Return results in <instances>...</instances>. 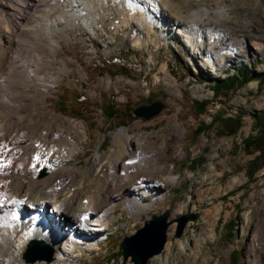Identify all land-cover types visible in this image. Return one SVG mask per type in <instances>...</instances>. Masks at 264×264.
<instances>
[{
  "label": "rangeland",
  "instance_id": "obj_1",
  "mask_svg": "<svg viewBox=\"0 0 264 264\" xmlns=\"http://www.w3.org/2000/svg\"><path fill=\"white\" fill-rule=\"evenodd\" d=\"M26 2L0 0V104L4 100L11 102L0 111V131L3 133L0 143L8 150L5 151L9 156L8 166L17 162L32 163L33 153L27 147L34 138L40 141L32 147L34 152L51 155L52 160L64 156L60 150L51 148L59 138L58 132H68L79 138L81 144L77 156L65 168L54 163L52 170L39 167L34 169L32 176L18 177V180L11 174L9 184L3 189L7 196L12 191L17 201L23 198L25 211L69 192L81 200L91 198L97 194V189L102 196L101 204L112 206L105 220L108 230L99 234L98 245H94L92 238L80 241L70 254L62 255L63 264H133L131 258L125 260L122 255L118 256L120 242L135 234L152 216L165 212L170 216L179 205L185 207L176 218L171 242L179 239L182 246L173 243L169 250L160 253L168 264L193 262L192 255H189L193 247L191 235L199 233L201 217L214 210L211 220L214 233L210 234L214 237L211 242L202 244L197 261L206 264H264V237L259 241L258 234L259 225L264 230V166L251 180L248 179L247 165L257 153L245 152L242 143L247 136L255 134L254 114L264 113V87L258 88L257 82L252 81L228 97L217 99L213 98L210 89L215 78H224L232 68L245 67L255 77L262 74L264 51L249 46L246 56L210 69L205 50L202 49L200 54L192 52L176 33V27L161 18L153 20L155 31L145 33L112 9L103 31L95 36L77 19L69 23L60 18L62 12L56 0L38 3L28 11L27 17L21 19V24H17V13ZM164 3L170 14L181 21H188L195 10L208 8L210 17L207 22L214 29L231 32L248 27L251 38L264 40V0H167ZM52 17L66 22L53 33L58 48L40 41L39 25ZM112 23L120 25L116 31L108 27ZM20 27L32 28L36 33H21ZM137 39L145 44L136 46ZM161 65L166 66L165 75L175 83L174 87L167 88L161 80L165 76L159 71ZM212 65L216 66L215 63ZM103 66L107 71L100 70ZM154 79L156 83H153ZM62 96L66 97L68 109L75 106L81 111L83 107L77 104L83 102L88 109L83 110V120L58 110L56 103ZM105 96H111L122 110L129 106L131 115L136 104H148V101L160 97L164 98L165 109L149 120L121 115L119 119L108 121L100 111ZM41 98L45 99V104L38 103ZM202 100L210 103L204 114L196 116L193 102ZM239 112L243 113L242 125L236 136H218L216 130L220 126L216 123L201 133L197 142L191 143L190 134L199 124L207 125L220 114L227 118ZM80 126L83 129H79ZM132 138L140 140L137 147L155 153L160 152L162 146L167 158L159 162L163 166H172L177 179L174 185L163 191L164 200L141 216L133 214L125 200L110 192L112 182L119 183L123 177L120 165L125 163L128 150L134 147L128 144ZM104 143L106 147H103ZM15 149L22 153L16 155ZM11 151L15 156H11ZM192 159H198L195 169L189 168ZM99 162L105 164V169L96 173ZM112 165L115 171L110 176L106 168ZM42 171L45 175L40 177ZM161 171H165L164 168L155 169L153 173L158 175ZM145 175L144 171H135L132 179ZM61 178L66 180L61 181L56 191V183ZM201 180L204 183L199 186L197 183ZM231 182L234 186L227 191ZM200 192L203 193L202 202L196 211L191 212ZM154 196V192L149 191L142 199L149 203ZM6 198L3 204H7ZM49 208L52 204L44 205L45 214H51ZM191 214L196 215V219L189 221L181 237L176 238L177 219ZM230 223L232 237L227 235ZM60 227H63L62 223ZM31 239V236L23 239L24 246L15 255L17 260L4 257V263L26 264L22 254ZM250 243H253L255 252ZM11 248L14 250L13 246ZM233 251L239 253L235 263L230 259ZM157 263L154 258L147 262Z\"/></svg>",
  "mask_w": 264,
  "mask_h": 264
},
{
  "label": "bare ground",
  "instance_id": "obj_2",
  "mask_svg": "<svg viewBox=\"0 0 264 264\" xmlns=\"http://www.w3.org/2000/svg\"><path fill=\"white\" fill-rule=\"evenodd\" d=\"M43 1L44 0H27L25 5L20 7V12L17 13V24H21V19H24L28 16V11L32 7H36L38 3ZM164 1L167 0H56V5L62 12V16L60 18L66 19L69 23L77 19L81 26L87 28L95 36L103 31L105 20L109 17L112 9L120 12V16L122 18L125 16L128 23H134L139 28L145 30V33H151L155 31L153 20L161 18L165 23L176 27V33L182 37L183 42L192 52L200 53L202 49L205 50L207 67L210 69L222 67L234 58L246 56L248 54L249 46H252L256 51H264V40H255L251 38L250 32L247 29L248 27L246 29L237 28L235 31L231 32L214 29L213 26H210V24L207 22L208 18L210 17L208 8L195 10L192 12L188 21H181L177 17L170 14V9H168L167 4L164 3ZM245 5L249 4L245 3ZM220 10L223 9L220 8ZM60 18L56 19L55 17H52L51 19L43 20L39 25L41 33L40 41L42 43L48 44L52 48L59 47L57 41H55L53 33L58 30L59 26L65 25L66 23ZM119 26L120 25L118 24L112 23L108 27L113 28L116 31ZM20 32L36 33L34 29H28L25 27H20ZM142 44H145V42H141L140 39H137L135 42V45L138 47H140ZM153 44L157 46V43L153 42ZM213 63L216 64L215 67H213ZM67 67L68 66L65 63L64 70H66ZM165 67L166 66L164 65L159 67V71L164 75L166 72ZM161 80L167 88H172L175 86V83L170 80L168 75L163 76ZM156 82L157 80L154 79L153 83ZM108 83L109 81L107 80L106 84ZM5 98L7 99L6 96L4 99ZM10 103L11 102L9 100H4V102L0 104V111H3V107L9 106ZM38 103L40 105L45 104V99H39ZM79 129H83V127L80 126ZM58 133L59 138L58 140L56 139L57 141L54 145L51 144V148L54 147L55 149L60 150V153L64 155L62 157L63 159L52 160L50 158L51 155L43 156L41 155L42 153L37 154L36 151L34 152L32 147L37 143L40 144V141L34 138V142L31 144V146L27 147L28 151L33 153V161L30 165L17 162L13 166H8L9 156L5 154V151L8 150L3 145V143H0L1 264H5L4 257H8L10 260H17L15 255L20 251L21 248H23L25 243L23 242V239L27 238L28 236H31L33 239L42 240L45 243H48L54 250L52 257L54 259V261L52 260L53 262L35 261L32 264H63L64 260L62 255L70 254L75 248V245L80 243V241H84L86 238H92L94 240V245H98L97 238L99 237V234L108 230V225L105 220L107 214L112 210V206L107 207L101 204L102 196L98 189L97 194L91 198H85L81 200L69 192L61 198H56L51 202L45 201L42 203V205L35 208H30L27 211H25L23 208L24 203H26L23 198L17 201L14 199L12 191L11 194L7 196L5 189H3V187L9 184L11 174L14 176L16 175L15 177H17V180L18 177L27 178L28 175L29 177L33 175L34 169L36 168L43 167L45 170H52L54 163L62 168L67 165L71 159L77 156L79 152V146L81 144L80 139L73 135L70 136L68 132ZM2 135L3 133L0 131V139L3 138ZM139 141L140 140L136 139L133 140L132 138L128 142L129 147L133 145L134 147L128 150V156L126 157L125 163L120 165L123 177H121L119 183L117 181L112 182L110 192L113 196L119 195V199L125 200L126 206L133 214L141 216L143 213H148L153 205H157L159 202L164 200L163 191L168 190L172 185H174L177 179L172 173V166H163L159 162L161 159L167 158L163 147L160 146V152L155 153L154 151H149L143 147H137ZM14 153V151H11V156H15ZM20 153H22L20 150H16V155H19ZM65 153L67 154L66 156ZM42 156L44 158L43 162L40 161ZM104 165L105 164L99 162L96 173H100L102 170H104ZM163 168L165 171H161L160 174L156 175L153 173L155 169ZM106 171L110 176H113L115 168L112 165L110 168H106ZM135 171H144L146 175L132 179V175ZM158 177L161 179H158ZM64 180L66 179L61 178L56 183V191L59 190L60 183ZM27 183L28 182H26V184ZM203 183L204 180H201L197 184L201 186ZM233 186L234 185L231 182L227 186L226 190H231ZM149 191L154 192L155 196L148 201L149 203H147L144 202L142 196ZM196 197L197 198L192 204L191 212H194L199 208V205L202 202L203 193L200 192L198 195H196ZM5 198L7 200V204H3V200ZM49 203L52 204V208H49L51 214H45L43 207ZM184 207V205L177 206L171 212L170 216H168L166 221L167 227L165 231V243L162 251H164V249L169 250L173 243L178 247L182 246V244L179 242V239H175V242H171V237L173 236L176 218L181 214V210ZM71 208H75L74 211H72ZM214 211L206 212L201 217L200 221L202 222L199 233L191 235V239L193 240V247L189 254L190 256L192 255L193 258V262L191 264L207 263L205 261L198 262L197 259L199 256V249L202 244L205 241L211 242L213 240L214 234L211 236L210 234L214 233V229L211 224V220L214 217ZM61 223L63 224V227H60ZM147 230H150L151 232L146 234V237L139 241L141 245L139 246V244H135V247L139 246V253H145L155 249L159 242L161 229L157 228L156 230H152V228L149 227ZM207 232L209 235H205ZM258 234L260 236L259 241H261L264 237L262 225H259ZM12 246L14 247V250L11 248ZM250 246L251 250L255 252L253 243H250ZM159 255L160 254L152 256V258L158 261L157 264H168L166 258L162 259L161 255ZM257 256L260 255L258 254Z\"/></svg>",
  "mask_w": 264,
  "mask_h": 264
},
{
  "label": "trees",
  "instance_id": "obj_3",
  "mask_svg": "<svg viewBox=\"0 0 264 264\" xmlns=\"http://www.w3.org/2000/svg\"><path fill=\"white\" fill-rule=\"evenodd\" d=\"M100 70L107 71L106 67L100 68ZM232 71L228 72L224 78H215L212 81V85L210 89L212 91L213 98H221V97H228L232 93L238 91L239 89L243 88L247 84L252 81L257 82L258 88L264 87V72L258 76H254L253 73L249 70H246L245 67H237L232 68ZM75 98V96H74ZM66 97H61L59 101H57L56 105L60 112L68 113L74 119H82L83 120V110L87 111V107L83 104V102L78 103L77 105H81L83 109L80 111L77 107H73L68 109L66 104ZM85 103V102H84ZM151 101H148V104ZM208 100L196 101L193 102V109L196 116L204 114L206 111L207 106L209 105ZM137 106L139 104H136ZM100 111L102 116L107 119L108 121L112 119H119L121 115H125L126 118H132L130 113L131 109L129 106H124L123 110L120 108L118 104H116L110 97H106L103 99L100 105ZM242 116L243 113L239 112L238 115L234 117H227L223 118L222 115H217L213 117L209 124H199L190 134V141L191 143L197 142L201 133L209 130L214 124H219V128L216 130L218 136L224 137H234L238 133L242 125ZM254 124L253 128L255 131L254 135L247 136L243 141V147L245 152L249 154L257 153V155L249 162L247 165V177L251 180L254 175L262 169L264 166V113L254 114L253 117ZM107 145L104 143L103 147ZM198 159H192L189 161V168L195 169L198 166ZM229 231L227 235L232 237V224L229 225ZM238 251H233L230 255L231 262H236L238 258ZM118 256H121V252L118 251Z\"/></svg>",
  "mask_w": 264,
  "mask_h": 264
},
{
  "label": "water",
  "instance_id": "obj_4",
  "mask_svg": "<svg viewBox=\"0 0 264 264\" xmlns=\"http://www.w3.org/2000/svg\"><path fill=\"white\" fill-rule=\"evenodd\" d=\"M165 109V104L163 98L151 102L150 104H141L136 106L132 110V115L135 118H142L144 120H149L153 117L159 115ZM45 172L42 171L40 177L44 176ZM169 216V212L162 213L160 215L152 216L150 220L144 222L143 226L138 229L135 234L125 238L120 242V250L122 257L126 260L128 257H131L133 264H147L148 260L152 258L154 255H158L162 252L163 246L165 243V231L167 227V218ZM196 219V215H184L177 219V230L175 237L180 238L186 224L189 221H194ZM149 227L152 230L161 229L159 242L155 249L145 252L139 253L138 247L141 245L140 240L146 237V234L150 233ZM139 242V243H138ZM135 244H139L138 247H135ZM53 249L47 245L42 240L31 239L22 254V259L26 264H32L35 261H45L51 262L53 260Z\"/></svg>",
  "mask_w": 264,
  "mask_h": 264
}]
</instances>
